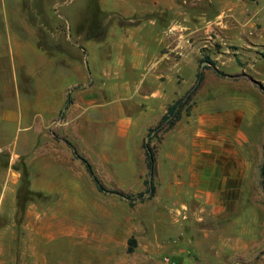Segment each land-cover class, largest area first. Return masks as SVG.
<instances>
[{"label": "crops", "instance_id": "crops-1", "mask_svg": "<svg viewBox=\"0 0 264 264\" xmlns=\"http://www.w3.org/2000/svg\"><path fill=\"white\" fill-rule=\"evenodd\" d=\"M37 1L30 0V11L36 16L40 15ZM214 2L221 7L216 14ZM12 4V13L18 18L14 24L23 25L25 35L18 34L19 27H11L7 16V30L0 24V40L10 41L12 80L20 84L18 72L27 74L28 93L23 97L17 93L12 106L0 108V124L12 126L14 152L28 153L25 159L34 190L57 200L68 199L70 191L82 192L78 170L85 165L75 151L90 161L80 152L83 145L93 144L95 137L104 134L143 137L144 148L150 130L186 95L201 73L203 80L183 107L180 119L165 130H178L186 112L189 125L179 132L188 138L189 149L173 144L166 156L181 161V166L185 162L189 178L180 179L183 169L179 167L173 182L178 186L174 189L171 182L169 192L162 197L173 202L171 211L177 218L170 222L172 227L180 218L183 221L178 239L167 245L162 236L158 252L170 249L169 264H264V224L239 228L232 219L238 213L231 216L224 203L229 199L226 186L230 177L245 176L244 161L240 165L237 161L239 155L243 160L240 147L247 140L239 128L245 114L203 113L206 109L196 112L199 96L208 102L235 97H228L226 87L233 92L251 90L255 85L264 87L248 72L254 73L248 65L256 63L246 65L242 61L249 56L264 58V12L257 22L246 26L256 10L250 0H99L94 16L86 23H79L81 17L73 19L77 27L72 37L66 31L70 17L67 26L57 21L49 27L41 16L30 14L26 19L20 13L22 1ZM41 34L44 47L38 45ZM231 48L234 62L241 67L225 72L220 63ZM203 57L207 60L202 61ZM210 60L226 76L218 74ZM186 71H192V82L182 90ZM260 92V99H264ZM160 154L161 149L156 152L157 169ZM231 157L236 159L232 168ZM184 183L198 190L193 203L180 201L178 208L175 204L184 200ZM160 190L159 186L156 193L161 199ZM60 214V207L52 209V216ZM35 226L39 233L52 228L46 222ZM156 264L168 263L162 258Z\"/></svg>", "mask_w": 264, "mask_h": 264}, {"label": "rangeland", "instance_id": "rangeland-1", "mask_svg": "<svg viewBox=\"0 0 264 264\" xmlns=\"http://www.w3.org/2000/svg\"><path fill=\"white\" fill-rule=\"evenodd\" d=\"M13 1L0 0V24L4 31L5 28L7 30L5 18L8 16L11 27L13 25L19 27L18 34L24 36L23 25L14 24L18 18L12 13ZM20 1L23 3L20 13H23L26 19L29 20L33 15L36 18L41 16V19L47 20L49 27L55 26L57 21L67 26V16L70 17L66 31L72 37L74 27L77 25L72 22L73 19L81 17L79 23H86L88 18L94 16L99 2V0H40L36 2L40 15L36 16L30 11V0ZM250 1L256 6V10L245 23L246 26L250 22H257L260 14L264 12V0ZM215 5L217 2H214V14L221 9ZM41 36L42 40L38 41V45L44 47L46 42L44 34ZM232 51L231 48L220 63L225 72H234L241 67L234 62L236 56L231 54ZM208 57L213 59L211 54ZM33 59L36 61V57L33 56ZM205 59L207 60L203 57L202 61ZM242 59L246 65L256 63L248 65L254 73L249 70L248 72L264 85V58L249 56ZM11 63L10 41L0 40V108L12 106L13 99H17L18 94L23 97L28 93L27 74L19 71L18 79L21 85L13 82L14 72L11 70L13 69ZM185 77L187 80L180 85L182 90L189 88L193 77L192 71H186ZM255 86L251 90L234 89L235 92L231 87H226L224 90L228 92V97L235 96L228 99H210L208 102L204 96L197 99V114L204 109L207 111L203 113L243 111L245 114L239 128L245 131L247 140L243 148L240 147L242 151L244 150L243 160L240 155L237 160L239 165L244 161L245 176L239 179L230 177L226 186L229 199L224 202L231 216L238 213L232 219L239 228L243 224L245 226L264 224V177L260 170L264 159V99H260L259 96L260 90L264 97V87ZM187 119L186 112L183 111L180 130L162 131L159 135H153L151 140L157 154L161 149L158 172L154 179L156 187L161 188L159 194L161 199L158 197V191L152 198H147L149 186L146 181L149 174L145 149L142 147L143 137L104 134L99 138L95 137L96 141L93 144L83 145L80 152L90 159L94 170L105 185L110 190L116 189L131 194L136 200H129L111 192H100L82 166L78 170L82 192L76 194L70 191L67 193L68 199L57 200L44 192L34 190L29 162L25 159L28 153L14 152L12 126L9 123L0 124V264H156L162 258L169 264L170 249L158 252L157 244L162 242V236L167 245L174 243L178 239L177 231L183 219L180 218L172 227L173 224L170 222L177 218L171 211L173 202L162 197L169 192L167 187L171 182L174 189L178 186L173 182H176L174 177L179 167L183 169L180 179L186 180L189 177L185 173L188 171L187 164L184 162L181 166V161L174 162L166 154L169 146L173 144L186 145L187 150L189 149L188 138L185 139L179 132L188 127ZM230 160L232 168L236 159L231 157ZM181 189H183L181 198L184 200H179L175 204L178 208H181V202L193 203L195 201L192 199L193 194L198 190L189 183H184ZM140 193H144V200L139 197ZM75 195L78 197L74 198ZM59 207L62 214L52 216V209ZM45 222L50 223L52 228L46 227L45 231L39 233L35 225ZM166 226L171 229L164 228ZM131 238L136 240L133 252L128 251Z\"/></svg>", "mask_w": 264, "mask_h": 264}, {"label": "trees", "instance_id": "trees-1", "mask_svg": "<svg viewBox=\"0 0 264 264\" xmlns=\"http://www.w3.org/2000/svg\"><path fill=\"white\" fill-rule=\"evenodd\" d=\"M209 62L211 63V65L213 66V68L215 69V71L218 74L226 76V74L223 71L219 70L216 67V64L214 61L210 60ZM202 80H203V75L201 73H199L196 83L188 90V92L186 93V95L184 97H182L180 100H178L177 102H175L173 105H171L169 107L167 113L163 116L160 123L156 127L152 128L150 130V132L148 134V138L143 144L144 149H145L148 174H149V179L146 181V183L149 186L147 189V192H148L147 198H152L153 196H155L156 190H157V187H156L155 182H154L155 176L157 175V162H156L157 159H156L155 149L151 145V140L153 139V135H155L161 131H165L168 128L174 126V124H176V122L181 117V112H182L183 107L189 102L190 99H192L193 95L195 94V92L199 88V85H200ZM67 143H70V142L67 141ZM75 154L84 163L87 171L92 176V178L96 184V187L99 191L111 192V193L119 194L120 196H123L124 198H127L129 200H136V197L134 198L131 194H127V193H124L123 191L116 190V189L110 190L105 185V183L101 180V178L97 175V173L95 172V170L93 168L92 163L86 157L80 155L77 151H75ZM260 170H261V175L264 177V159H263V162L261 164ZM139 197L142 198V200H144V198H145L144 193H140ZM129 241H130V246L128 247V251L133 252L134 248H135L136 240L134 238H131Z\"/></svg>", "mask_w": 264, "mask_h": 264}, {"label": "built area", "instance_id": "built-area-1", "mask_svg": "<svg viewBox=\"0 0 264 264\" xmlns=\"http://www.w3.org/2000/svg\"><path fill=\"white\" fill-rule=\"evenodd\" d=\"M262 26L264 27V21H263V23H262Z\"/></svg>", "mask_w": 264, "mask_h": 264}, {"label": "water", "instance_id": "water-1", "mask_svg": "<svg viewBox=\"0 0 264 264\" xmlns=\"http://www.w3.org/2000/svg\"><path fill=\"white\" fill-rule=\"evenodd\" d=\"M205 63H208V62H205Z\"/></svg>", "mask_w": 264, "mask_h": 264}]
</instances>
